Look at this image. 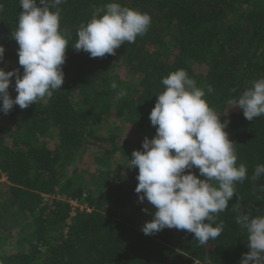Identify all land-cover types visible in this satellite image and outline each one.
Instances as JSON below:
<instances>
[{"label":"trees","instance_id":"16d2710c","mask_svg":"<svg viewBox=\"0 0 264 264\" xmlns=\"http://www.w3.org/2000/svg\"><path fill=\"white\" fill-rule=\"evenodd\" d=\"M111 2L149 14L148 31L115 55L77 52L80 25ZM0 4V68L22 75L10 34L23 10L19 0ZM58 7L61 31L71 35L61 89L0 112V264H240L249 249L236 217L241 210L264 215V174L252 179L264 165V115L248 121L227 101L264 78V0H66ZM178 69L204 89L221 122L230 121L237 164L247 167L217 215L222 234L204 245L175 228L143 234L156 209L139 201L138 169L128 168L132 152L155 135L149 114L162 79ZM14 87L11 78L13 99ZM119 89L127 95L118 99ZM84 152L92 164H79Z\"/></svg>","mask_w":264,"mask_h":264},{"label":"clouds","instance_id":"9594fccd","mask_svg":"<svg viewBox=\"0 0 264 264\" xmlns=\"http://www.w3.org/2000/svg\"><path fill=\"white\" fill-rule=\"evenodd\" d=\"M64 2L19 0L23 11L10 35L18 44V64L23 72L21 75L18 69L6 72L0 68V112L5 115L14 105L26 109L61 89L62 66L71 38L60 27L58 5ZM3 10L0 4V12ZM150 25L149 14L111 2L80 25L73 48L88 53L90 58L115 55L116 49L125 42L134 43ZM4 53L0 45V61ZM11 78H15L14 99L8 91ZM161 83L164 91L156 96L149 114L155 135L152 139L145 137L142 150H134L128 160V168L138 169L134 191L139 201L146 199L156 209L141 231L152 235L165 228L186 230L204 245L222 234L224 224L216 222L217 215L228 209V202L236 194L235 185L247 178V167L237 164L236 144L225 131L230 121L221 122L205 99L204 89L197 87L184 69L169 73ZM109 86L114 91L119 88L115 81ZM207 92L212 93L213 88L208 86ZM126 95V89L117 91L118 99ZM227 103L242 109L248 121L264 115V78L253 81L250 88ZM193 168L198 169V175ZM262 174L264 165L258 164L252 179ZM236 223L246 230L249 249L242 254L240 264H264V215L253 216L241 210Z\"/></svg>","mask_w":264,"mask_h":264},{"label":"rangeland","instance_id":"374dc122","mask_svg":"<svg viewBox=\"0 0 264 264\" xmlns=\"http://www.w3.org/2000/svg\"><path fill=\"white\" fill-rule=\"evenodd\" d=\"M85 153V152H84ZM87 153H88V151H87ZM87 153H85V155L83 156V158H82V160H81V162H79V164H83V161L85 160L86 161V159H88V160H90V163L92 164L93 162H94V160H93V158L91 159V157H88V155H87ZM93 161V162H92ZM88 167V170H90L91 169V166L90 165H88L87 166ZM85 169V168H84ZM94 170V169H93ZM92 170V171H93ZM75 207H79V208H81V205H76ZM83 208V207H82Z\"/></svg>","mask_w":264,"mask_h":264},{"label":"built area","instance_id":"2783aa9c","mask_svg":"<svg viewBox=\"0 0 264 264\" xmlns=\"http://www.w3.org/2000/svg\"><path fill=\"white\" fill-rule=\"evenodd\" d=\"M73 206H76V204H74Z\"/></svg>","mask_w":264,"mask_h":264}]
</instances>
